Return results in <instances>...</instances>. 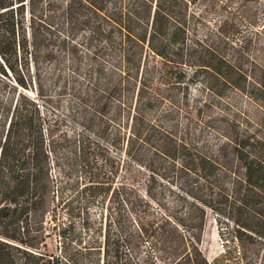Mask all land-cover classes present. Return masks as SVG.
Wrapping results in <instances>:
<instances>
[{
	"label": "trees",
	"instance_id": "1",
	"mask_svg": "<svg viewBox=\"0 0 264 264\" xmlns=\"http://www.w3.org/2000/svg\"><path fill=\"white\" fill-rule=\"evenodd\" d=\"M200 1L0 0V264H225L199 248L207 212L264 264V64L221 26L199 37ZM228 89L258 114L226 113ZM107 200L119 220L92 230Z\"/></svg>",
	"mask_w": 264,
	"mask_h": 264
},
{
	"label": "rangeland",
	"instance_id": "2",
	"mask_svg": "<svg viewBox=\"0 0 264 264\" xmlns=\"http://www.w3.org/2000/svg\"><path fill=\"white\" fill-rule=\"evenodd\" d=\"M227 0H202L192 8L197 14L203 17L202 24H199L198 35L201 38L216 37V30L221 26V29L226 32L227 36L235 40H249L251 42L250 54L252 57L259 56L264 64V0H229L228 6L224 7ZM213 3V4H212ZM213 6V7H212ZM227 18L229 19L227 21ZM236 27V29L234 28ZM233 27V28H232ZM235 29V30H234ZM190 74V70L187 71ZM192 87L190 93L189 104L191 109V117H196L193 112L196 104L203 100L204 95L197 91L195 86ZM224 111L236 117H243L241 113L247 112L251 116H256L258 111L256 106L251 103L246 97L232 91L226 90L223 98ZM69 107L65 100L63 108ZM211 114V113H208ZM214 114H217L215 112ZM145 179L139 176L137 182L134 183L141 195H144ZM97 217H100L97 219ZM120 211L116 203L108 200L103 204L99 203L90 214V221L94 222V227L104 228L108 220H119ZM62 223L68 224L69 218L62 216ZM50 221V217L46 218ZM73 227L67 231V238L71 240L68 245V250L71 254L84 258L85 243L89 240L92 233L87 232L82 228V220L75 219ZM103 229L99 232L100 241L103 240ZM219 225L215 220V216L211 212H207L206 223L202 240L199 248L206 260L210 263L215 258L225 254L228 250L225 264H260L263 248L261 245L252 246L248 241H243L239 244L236 241L231 242L232 232H222L221 235ZM49 236L46 239L49 251L61 258L62 255V239L59 236V229L54 231L48 230ZM98 235V234H97ZM67 246V245H66ZM143 256L140 255L135 259L134 264H142ZM58 264H62L61 262ZM70 264V263H66ZM82 264H95L82 261Z\"/></svg>",
	"mask_w": 264,
	"mask_h": 264
}]
</instances>
